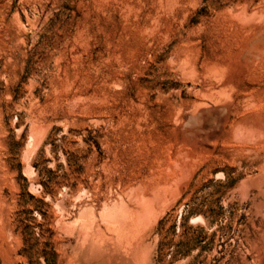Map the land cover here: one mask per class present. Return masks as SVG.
<instances>
[{"label":"rangeland","instance_id":"obj_1","mask_svg":"<svg viewBox=\"0 0 264 264\" xmlns=\"http://www.w3.org/2000/svg\"><path fill=\"white\" fill-rule=\"evenodd\" d=\"M0 264H264V0H0Z\"/></svg>","mask_w":264,"mask_h":264},{"label":"bare ground","instance_id":"obj_2","mask_svg":"<svg viewBox=\"0 0 264 264\" xmlns=\"http://www.w3.org/2000/svg\"><path fill=\"white\" fill-rule=\"evenodd\" d=\"M118 224H119V223H118ZM124 225H125V224H124ZM120 226H121V225L119 224L118 227H120ZM125 226H126V225H125ZM125 226H121L122 229H123V227L125 228ZM121 227H120V228H121ZM131 229H132V228H131ZM123 231H124V230H123ZM125 231H126V230H125ZM128 231H129V228H128L127 232H128ZM129 232H130V231H129Z\"/></svg>","mask_w":264,"mask_h":264}]
</instances>
